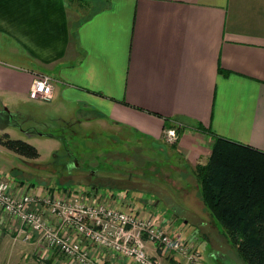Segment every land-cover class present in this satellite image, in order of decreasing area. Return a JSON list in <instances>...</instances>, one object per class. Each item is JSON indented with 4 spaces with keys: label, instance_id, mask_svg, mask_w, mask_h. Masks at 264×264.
<instances>
[{
    "label": "crops",
    "instance_id": "crops-1",
    "mask_svg": "<svg viewBox=\"0 0 264 264\" xmlns=\"http://www.w3.org/2000/svg\"><path fill=\"white\" fill-rule=\"evenodd\" d=\"M38 74L54 80L49 102L30 96ZM32 101L49 109L40 116ZM21 104L32 105L36 123L51 114L61 124H95L117 136L134 132L155 145L166 144L168 127L185 128L170 153L186 178L161 188L159 201L152 195L143 205L135 196L151 184V175L134 167V189L86 192L115 209L128 211L131 204L156 214L170 231L194 242L201 253L195 264H209L202 247L217 258L216 245L231 244L201 199L195 169L210 159L211 135L264 152V0H0V106ZM5 174L14 192L36 198L32 207L76 190ZM171 191L184 201L183 213L168 202ZM0 222V264H71L38 235L27 240L26 229L1 210ZM84 245L100 264H135ZM146 248L163 264H184L162 246L147 242Z\"/></svg>",
    "mask_w": 264,
    "mask_h": 264
},
{
    "label": "rangeland",
    "instance_id": "rangeland-1",
    "mask_svg": "<svg viewBox=\"0 0 264 264\" xmlns=\"http://www.w3.org/2000/svg\"><path fill=\"white\" fill-rule=\"evenodd\" d=\"M28 104H21L18 109L0 106V136L7 135L10 139L26 142L34 146L40 156L36 159L26 158L0 145V172L36 186L64 184L90 191L96 185L102 191L127 192L135 187L130 182L134 167L138 173L151 175V184L138 191L141 194H135L143 205L151 202L152 195L156 197L155 201H159L164 193L162 189H171L176 180L184 177L178 168L179 160L170 153L173 144L165 141V145H155L134 132H129V136L126 133L117 136L108 129H98L95 124H91L90 128L75 122L61 124L52 121L51 114L43 115L46 121L36 123L32 118V105L39 108L41 116L49 109L48 103L32 101V105ZM53 135L65 136V139ZM135 179L142 182V177ZM92 194L94 192L91 191L90 198ZM169 196L170 205L178 213H183L182 198L174 191ZM162 206L170 208L166 203ZM218 226L223 229L220 224ZM226 244L222 242L216 245L220 248L217 258L210 256L209 247H202L203 259L209 264H245L235 248Z\"/></svg>",
    "mask_w": 264,
    "mask_h": 264
},
{
    "label": "built area",
    "instance_id": "built-area-1",
    "mask_svg": "<svg viewBox=\"0 0 264 264\" xmlns=\"http://www.w3.org/2000/svg\"><path fill=\"white\" fill-rule=\"evenodd\" d=\"M54 80L38 74L30 89L35 100L49 102L53 95ZM165 141L176 144L179 135L175 129L165 130ZM82 189L72 191L64 198H46L42 205L33 204L36 198L27 192L16 193L9 175L0 172V210L8 220L17 221L26 229L24 236L31 240L35 235L52 251L58 252L71 264H100L84 241L95 248L116 253L135 264H163L147 253L151 242L182 258L184 264H195L201 253L193 241L182 239L158 216L139 207L128 211L115 209L104 201H94ZM56 220V227L46 221V213ZM3 224L0 222V233Z\"/></svg>",
    "mask_w": 264,
    "mask_h": 264
},
{
    "label": "trees",
    "instance_id": "trees-1",
    "mask_svg": "<svg viewBox=\"0 0 264 264\" xmlns=\"http://www.w3.org/2000/svg\"><path fill=\"white\" fill-rule=\"evenodd\" d=\"M184 130L176 129L178 135ZM211 136L210 159L195 169L201 199L244 263L264 264V152ZM0 145L26 158L40 156L34 146L7 135L0 136Z\"/></svg>",
    "mask_w": 264,
    "mask_h": 264
}]
</instances>
